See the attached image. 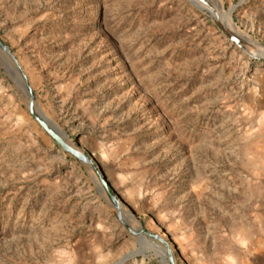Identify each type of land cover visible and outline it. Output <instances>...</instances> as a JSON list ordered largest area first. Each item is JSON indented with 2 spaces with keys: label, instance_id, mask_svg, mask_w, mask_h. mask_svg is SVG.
Segmentation results:
<instances>
[{
  "label": "rangeland",
  "instance_id": "rangeland-1",
  "mask_svg": "<svg viewBox=\"0 0 264 264\" xmlns=\"http://www.w3.org/2000/svg\"><path fill=\"white\" fill-rule=\"evenodd\" d=\"M193 1L209 14L190 0H0V39L176 264H264V64L214 23L264 47V0H216L234 30ZM153 249L0 71V264H161Z\"/></svg>",
  "mask_w": 264,
  "mask_h": 264
},
{
  "label": "water",
  "instance_id": "water-1",
  "mask_svg": "<svg viewBox=\"0 0 264 264\" xmlns=\"http://www.w3.org/2000/svg\"><path fill=\"white\" fill-rule=\"evenodd\" d=\"M200 3L206 4L204 0H197ZM190 2L199 10L209 14L204 9H201L196 2L190 0ZM233 8L230 9V13ZM214 23L221 33L228 39L230 43L240 48L242 51L247 53L249 57L255 61L264 64V58L251 54L250 46L248 49L245 47L242 39L221 27L218 17H214ZM264 48V47H262ZM0 71L9 84L10 88L16 95L25 101L28 111L32 116L34 122L40 127L41 131L56 145V147L66 156L73 159L77 165L85 169L90 175L93 182L96 184L97 191L106 199L107 205L113 210V215L118 223L129 233V235L138 241H144L155 248H158V258H160L161 264H176L175 259L168 242L157 234L147 231L142 222L137 219L132 212L128 211L120 199L116 196L114 191L110 188L106 182L104 176L100 172V169L95 165L93 160L76 147L72 142L62 138L58 135L54 129L49 125L48 118L38 108L37 98L30 86L29 80L20 66L18 60L0 39ZM127 217L132 218L136 223L137 227L132 228Z\"/></svg>",
  "mask_w": 264,
  "mask_h": 264
},
{
  "label": "bare ground",
  "instance_id": "bare-ground-1",
  "mask_svg": "<svg viewBox=\"0 0 264 264\" xmlns=\"http://www.w3.org/2000/svg\"><path fill=\"white\" fill-rule=\"evenodd\" d=\"M207 1V3H209V5L210 6H214V7H216L217 9H219L218 10V13H220L219 15H221V16H223V15H225V16H227V18H228V20H227V26H229V28H231L232 30H234V28L232 27L233 26V24H232V22H231V20H230V17H229V13H224L223 11H222V9H221V7L219 6V4L217 3V1L216 0H206ZM208 4H205L204 6L205 7H207L212 13H211V15L212 16H216V13H217V11H216V13L214 12V10L213 9H215L214 7H213V9H212V7H210ZM216 10V9H215ZM224 18V17H223ZM225 22H226V20H225ZM248 44H250V46L252 47V48H254V49H256V52L257 53H259L258 55L260 56V57H263L264 58V48H262L260 45H258V44H256V43H248ZM45 113V112H44ZM48 116V115H47ZM46 119H47V117H46ZM48 121H50L49 119H48ZM49 125L54 129V131L58 134V135H60L62 138H64V139H67L66 138V135H64V133H62L59 129V127H57L52 121H50L49 122ZM153 251L154 252H156V253H158L157 251H159L158 249H153Z\"/></svg>",
  "mask_w": 264,
  "mask_h": 264
}]
</instances>
